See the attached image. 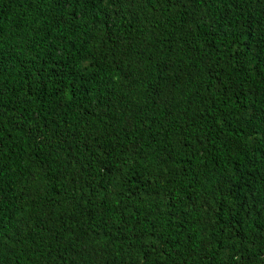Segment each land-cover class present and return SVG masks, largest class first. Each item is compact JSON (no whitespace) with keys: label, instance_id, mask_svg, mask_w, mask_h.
<instances>
[{"label":"trees","instance_id":"trees-1","mask_svg":"<svg viewBox=\"0 0 264 264\" xmlns=\"http://www.w3.org/2000/svg\"><path fill=\"white\" fill-rule=\"evenodd\" d=\"M0 264H264V0H0Z\"/></svg>","mask_w":264,"mask_h":264}]
</instances>
